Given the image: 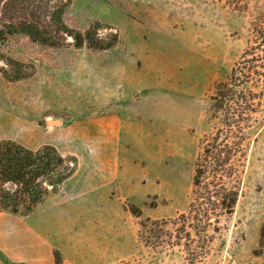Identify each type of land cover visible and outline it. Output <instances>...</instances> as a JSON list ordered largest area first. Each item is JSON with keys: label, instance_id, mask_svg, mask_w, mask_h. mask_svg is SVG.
Instances as JSON below:
<instances>
[{"label": "rangeland", "instance_id": "1", "mask_svg": "<svg viewBox=\"0 0 264 264\" xmlns=\"http://www.w3.org/2000/svg\"><path fill=\"white\" fill-rule=\"evenodd\" d=\"M228 1L72 0L66 22L81 30L109 24L119 33L117 45L51 47L19 34L3 46L36 72L19 81L0 73V139L31 148L53 144L79 158L59 195L30 216L12 215L17 230L25 220L40 229L32 245L53 258L59 250L63 264H264V249L257 253L264 122L250 142L235 211L222 218L203 251L195 235V242L183 237L181 245H146L138 240L139 218L125 209L134 202L142 217L173 219L189 208L197 156L220 124L209 95L241 57L253 21L264 12V0H246L244 11ZM108 163L114 173L97 174ZM175 228L167 227L173 241Z\"/></svg>", "mask_w": 264, "mask_h": 264}, {"label": "trees", "instance_id": "2", "mask_svg": "<svg viewBox=\"0 0 264 264\" xmlns=\"http://www.w3.org/2000/svg\"><path fill=\"white\" fill-rule=\"evenodd\" d=\"M72 0H0V73L8 81H19L36 72L35 64L15 58L3 46L15 35L58 47L71 43L80 48L106 50L120 40L109 24L96 21L85 30L65 20ZM235 9H247L246 0H229ZM107 29L102 34L101 30ZM209 109L220 124L207 136L199 152L193 177L192 198L187 212L173 219L142 217L136 203L125 206L139 218L138 240L149 246L181 245V239H202L201 250L221 230V220L235 211L242 184L243 167L250 142L264 117V12L252 23V38L225 80L215 83L209 95ZM79 168L74 153H63L53 144L31 148L13 139H0V211L27 216L48 197L59 193L63 183ZM175 226L173 233L167 229ZM260 249H264V225ZM185 246H190L185 243ZM3 261H9L1 251ZM55 264H63L59 250L53 251Z\"/></svg>", "mask_w": 264, "mask_h": 264}, {"label": "crops", "instance_id": "3", "mask_svg": "<svg viewBox=\"0 0 264 264\" xmlns=\"http://www.w3.org/2000/svg\"><path fill=\"white\" fill-rule=\"evenodd\" d=\"M119 129H120V120H119ZM119 135H120V130L117 133L116 137L115 136L112 137L113 139L112 141L115 142V140L119 138ZM105 146H107V144L103 145V147ZM104 149L102 150V152L104 151L103 154H107V150L106 149L104 150ZM115 170H116V167L111 166V164L108 163L107 166H105L102 170L98 171L97 174L99 173L101 175H105L106 173L110 174V173H114ZM102 173H105V174H102ZM72 177H70L63 183L59 193L64 189L66 184L69 183ZM59 193L48 197L40 205H44L49 198L55 197L59 195ZM30 214L27 216H30ZM12 215L14 214L10 212L0 211V250L5 254L6 258L9 261L15 262V263L55 264L54 258L48 256L44 248L40 246L32 245V240L34 239L36 240L40 238L39 234H42L40 229H38V227L33 228L32 224L28 220H25L24 223L26 227L19 228L20 230H17L15 218ZM0 264H8V263L3 261L0 258Z\"/></svg>", "mask_w": 264, "mask_h": 264}]
</instances>
